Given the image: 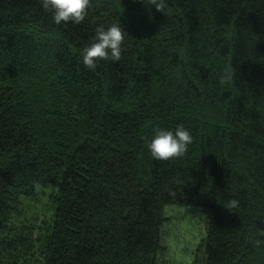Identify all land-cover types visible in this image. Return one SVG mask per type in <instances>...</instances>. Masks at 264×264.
Here are the masks:
<instances>
[{
    "label": "trees",
    "instance_id": "trees-1",
    "mask_svg": "<svg viewBox=\"0 0 264 264\" xmlns=\"http://www.w3.org/2000/svg\"><path fill=\"white\" fill-rule=\"evenodd\" d=\"M115 21L120 61L89 70ZM177 124L188 151L153 160ZM167 208L205 217L188 264H264V0H90L61 25L0 0V264H158Z\"/></svg>",
    "mask_w": 264,
    "mask_h": 264
},
{
    "label": "clouds",
    "instance_id": "clouds-1",
    "mask_svg": "<svg viewBox=\"0 0 264 264\" xmlns=\"http://www.w3.org/2000/svg\"><path fill=\"white\" fill-rule=\"evenodd\" d=\"M38 2L43 11L51 14L55 25L81 23L90 6V0H38ZM93 32L91 41L80 51L83 65L89 70H94L101 61H120L127 33L119 21L110 24L98 23ZM193 140L191 130L184 124H177L174 129L155 126L152 135L146 141V149L153 160L168 161L182 157ZM237 205L238 201L232 199L227 202L226 208H235Z\"/></svg>",
    "mask_w": 264,
    "mask_h": 264
},
{
    "label": "rangeland",
    "instance_id": "rangeland-1",
    "mask_svg": "<svg viewBox=\"0 0 264 264\" xmlns=\"http://www.w3.org/2000/svg\"><path fill=\"white\" fill-rule=\"evenodd\" d=\"M164 214L163 253L158 256V264H188L193 250L201 245L205 217L189 208H167Z\"/></svg>",
    "mask_w": 264,
    "mask_h": 264
}]
</instances>
